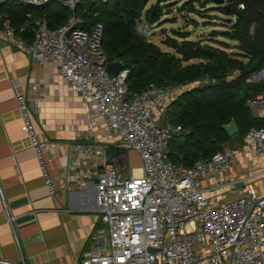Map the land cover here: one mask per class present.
I'll return each instance as SVG.
<instances>
[{
	"label": "built area",
	"instance_id": "2783aa9c",
	"mask_svg": "<svg viewBox=\"0 0 264 264\" xmlns=\"http://www.w3.org/2000/svg\"><path fill=\"white\" fill-rule=\"evenodd\" d=\"M23 1L41 5L52 0ZM58 1L72 11L66 24L51 28L44 19L33 20V37L28 39L4 20L0 41L23 51L34 62L55 61L57 73L81 98L85 111L95 112L115 136L111 145L135 151L142 163L140 173L130 168L128 174H122L106 162L104 149L109 145L93 140V126L84 130L87 143L71 145L70 152L97 178L99 218L80 264H264V193L259 194L253 185L264 177V166L233 178L220 177L237 152L264 159V121L248 131L239 150L226 142L209 159L199 158L191 166L173 163L165 150L181 127L166 118L170 101L183 86L151 82L128 97V69L112 75L105 67L102 24L82 28V19L74 13L81 0ZM146 27L142 18L135 21L139 33H145ZM260 79L264 80V67L249 78ZM31 89L37 93L32 96L36 105L41 94L36 84ZM14 98L47 193L57 197L45 156L54 143L38 139L32 121L35 106L28 104L26 94L16 91ZM247 104L261 108L263 117L264 91L249 97ZM75 170V165L68 167L66 181H77L82 170ZM77 183L85 185V181ZM225 193L234 197L222 202ZM0 201L12 223L16 216L9 214L1 181Z\"/></svg>",
	"mask_w": 264,
	"mask_h": 264
},
{
	"label": "trees",
	"instance_id": "16d2710c",
	"mask_svg": "<svg viewBox=\"0 0 264 264\" xmlns=\"http://www.w3.org/2000/svg\"><path fill=\"white\" fill-rule=\"evenodd\" d=\"M148 1L81 0L74 13L82 19V28L102 24L101 47L106 62L119 55L131 58L125 81L128 97L151 82L183 87L198 83L179 92L168 105V123L181 127L167 142L165 151L170 161L191 166L199 158L209 159L226 142L241 145L248 131L262 126L264 121V116H255L247 104L249 97L264 91L263 79L249 80L264 67V0L187 1L181 9L175 8L184 26L162 40L174 52L161 51L157 44L136 31L137 19L146 18L152 24L163 15L159 3L146 8ZM210 2L217 4L213 9L233 18L219 22L228 27L227 31L212 30L208 39L187 40L190 32L186 28L198 25L187 15L197 12L214 20L195 7V3L205 7ZM184 9L186 14L182 13ZM173 10L169 8V12ZM71 14L68 6L58 0L41 5L23 0L0 2V24L7 20L29 39L33 37L31 26L37 17L44 18L49 27L57 28L66 24ZM173 20L177 21L176 17ZM212 20L204 23L217 24ZM236 70L239 75L228 80ZM228 124L235 125V134L225 129Z\"/></svg>",
	"mask_w": 264,
	"mask_h": 264
},
{
	"label": "crops",
	"instance_id": "0c3cea01",
	"mask_svg": "<svg viewBox=\"0 0 264 264\" xmlns=\"http://www.w3.org/2000/svg\"><path fill=\"white\" fill-rule=\"evenodd\" d=\"M33 84L41 94L36 105L32 101L37 94L31 89ZM16 91L24 92L28 104L35 106L32 121L38 139L54 143L45 156L58 188L57 197L47 193L14 98ZM261 110L252 108L257 117H261ZM88 126H93L94 141L114 142L115 136L101 117L86 112L81 98L59 76L55 61L34 62L23 51L0 41V181L9 214L16 216L10 223L0 201V259L16 264H80L99 218L97 178L70 147L87 143L84 130ZM232 147L239 150L241 145L233 143ZM70 165L76 166L75 171L82 170L73 183L65 179ZM263 166L264 159L237 152L220 177L233 178ZM130 168L128 151V167L120 171L128 174ZM81 181L85 185L77 183ZM253 185L259 194L264 193V177Z\"/></svg>",
	"mask_w": 264,
	"mask_h": 264
},
{
	"label": "rangeland",
	"instance_id": "374dc122",
	"mask_svg": "<svg viewBox=\"0 0 264 264\" xmlns=\"http://www.w3.org/2000/svg\"><path fill=\"white\" fill-rule=\"evenodd\" d=\"M88 1H91V0H88ZM96 1H99V0H96ZM187 1L189 0H149L146 5V8H149L153 4L159 3V5L163 9V15L161 16L159 20H157L156 22L152 24H150L146 18H142V20L147 24V27H146L145 33L143 32L140 34H142L148 40L157 44L160 47L161 51L174 52L173 49L167 47L166 45L162 43V40L165 38L166 35L171 36L173 35L174 31L182 29V27L178 24V22L173 20L174 17L172 15V12H169V8L181 9ZM216 6L217 4L214 2L208 3L205 7H201L199 3H195V7L197 10H202L201 12L203 14H206V16L212 17L214 20H212L211 18H204L198 15L197 12H193V13L189 12V14L187 15L188 18L195 19L198 22V25L194 26L193 24H190L188 26L190 36L187 38V40L197 41V40H201L204 38L208 39L210 38V34L212 30H216L219 32L227 31L228 27L221 26L219 22L220 23L225 22L224 19L226 18H229V19H233V18L222 14L218 10L213 9ZM182 13L186 14V9L182 10ZM206 20H212L213 22H217V24L215 23L205 24L204 21ZM217 38L222 39V37H217ZM194 84H198V83H194ZM192 85H187L184 87L187 88ZM184 87H181L180 90H184L185 89ZM161 121H163V118L161 119ZM141 164H142L141 159L136 154V152L129 151V166L131 168H135V167H140ZM135 170H136V173H138L140 168H135ZM233 197L234 195L229 196V195H226L225 193L221 201L222 202L228 201Z\"/></svg>",
	"mask_w": 264,
	"mask_h": 264
},
{
	"label": "water",
	"instance_id": "95a60500",
	"mask_svg": "<svg viewBox=\"0 0 264 264\" xmlns=\"http://www.w3.org/2000/svg\"><path fill=\"white\" fill-rule=\"evenodd\" d=\"M172 15L176 17L177 22L180 26H184L185 22L182 18V16L177 12L176 9L173 10ZM188 29V28H186ZM70 29L67 31V35L69 33ZM106 69L112 74H117L122 69H127L131 65V58H121L120 55L111 62H104ZM239 75V71L236 70L233 75H230L228 77V80H232L235 77ZM225 129L230 134L236 133V127L234 124H228L225 126ZM222 146H219L218 149H220ZM104 159L106 162L114 164L119 170H122L123 167H128V151L125 149H121L114 145H109L105 147L104 149ZM0 264H16L12 263L3 259H0Z\"/></svg>",
	"mask_w": 264,
	"mask_h": 264
},
{
	"label": "bare ground",
	"instance_id": "6f19581e",
	"mask_svg": "<svg viewBox=\"0 0 264 264\" xmlns=\"http://www.w3.org/2000/svg\"><path fill=\"white\" fill-rule=\"evenodd\" d=\"M135 171V173H136V170H134ZM138 174V173H137Z\"/></svg>",
	"mask_w": 264,
	"mask_h": 264
}]
</instances>
